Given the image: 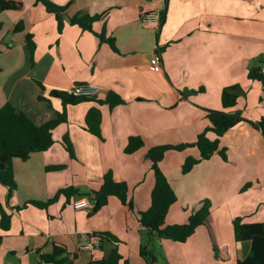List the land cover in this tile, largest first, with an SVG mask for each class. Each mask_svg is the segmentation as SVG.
I'll use <instances>...</instances> for the list:
<instances>
[{
	"label": "crops",
	"instance_id": "obj_1",
	"mask_svg": "<svg viewBox=\"0 0 264 264\" xmlns=\"http://www.w3.org/2000/svg\"><path fill=\"white\" fill-rule=\"evenodd\" d=\"M15 1L21 9L0 11V107L8 102L40 124L63 110L51 90L76 83L97 84L100 90L93 99L65 105L66 121L52 131L50 148L12 159L16 188L9 192L0 183V264H40L56 246L65 250L64 264H87L113 247L122 256L119 264H148L139 254L141 245L158 249L164 264H236L246 257L250 242L235 240L233 219L264 221V186H259L264 135L249 123L222 138L226 160L214 153L182 173L184 159L198 158V149L165 152L159 166L176 193L165 224L183 223L204 200L210 204L208 222L186 241L150 237L138 213L149 207L154 185L148 149L194 142L208 126L206 111L222 108L224 87H239L235 109L246 119L264 115V81L248 76L264 64V0H51L68 3L60 30L56 15L42 3ZM149 12H163V20L143 21ZM82 13L103 16L90 30L70 22ZM19 21L23 28L14 31ZM103 30L114 38L115 49L97 36ZM155 52L159 70L149 62ZM111 92L123 103H102ZM91 108L101 113L100 137L86 129ZM130 136L143 145L126 153ZM108 171L126 183L133 210L113 195L96 212L75 208L73 201L89 198L85 194L97 190ZM67 186L78 193L58 195L46 207L29 203L54 198ZM247 192L255 196L247 199ZM92 232H109L118 242L81 249L80 236Z\"/></svg>",
	"mask_w": 264,
	"mask_h": 264
},
{
	"label": "trees",
	"instance_id": "obj_2",
	"mask_svg": "<svg viewBox=\"0 0 264 264\" xmlns=\"http://www.w3.org/2000/svg\"><path fill=\"white\" fill-rule=\"evenodd\" d=\"M36 3H42L46 10L53 12L58 19L59 30L62 27L61 14L68 6V3L62 6L54 4L51 0H35ZM21 3L15 0H0V11L19 10ZM103 13L89 15L86 13L76 14L70 18V22L78 24L84 29L92 28V23L100 19ZM160 22L163 20V12H160ZM22 22L19 21L14 27V31L22 30ZM99 39L107 42L115 49V41L112 37H107L104 30L97 33ZM28 49L32 55L34 43L31 35L26 36ZM249 77L258 78L263 81L259 74V68L254 67L249 70ZM50 94L59 97L62 101L63 110L57 113L56 118L46 122L36 124L31 121L28 116L21 110H18L10 103H5L0 107V183L7 186L9 192L16 188V182L13 176L12 159L14 157L26 160L32 152L45 151L52 146L54 138L52 131L61 122L66 121L65 105L73 104L83 100L93 99L84 97H73L63 90H51ZM239 87L237 85L226 86L221 91L222 108L218 110L208 109L206 118L208 126L200 133L192 143L181 144H163L156 145L148 149L146 155L151 162V170L154 175V185L150 193V205L146 210L138 213V221L142 229L152 238L170 239L176 242H184L194 233L196 228L202 224H206L210 217V204L208 200H204L201 206L192 212L188 219L183 223L165 224V217L169 207L176 201V193L168 181L165 174L160 169V162L164 154L169 149L182 150L189 146H195L199 151V157L187 156L182 165L181 172H189L194 165L202 160L209 159L214 153H217L223 160L227 159V149L221 142L227 132L244 123H249L258 129L264 135V115L257 121L246 119L239 110L235 109ZM102 103H107L109 107H114L123 103L122 98L116 93H109ZM101 113L97 108H91L86 115V129L96 136L100 135ZM66 137L64 141L66 142ZM143 145L142 139L138 136H130L124 148L126 153L136 151ZM250 186V182L246 183L242 188L245 190ZM77 190L73 186L60 188L55 197L47 201L40 202L30 200L39 207H46L58 195L69 197L77 194ZM82 196L83 194H78ZM94 201V205L90 213L96 212L100 207L107 203L109 196H116L122 204L133 210V201L128 197V188L125 182L115 181L111 171L103 176V181L97 190L85 194ZM2 222V220H1ZM233 231L236 241L247 240L250 242V250L246 257L237 260L236 264H264V221L262 222H245L241 217L233 219ZM93 238H99V244L103 240L118 242L117 238L109 232H92ZM139 254L146 260L148 264H153L156 260L155 254L146 245H141ZM122 259L116 247H113L107 256L100 259H92L87 264H119ZM42 260L51 264H64L69 259L65 255L64 248L54 247L52 252L42 256ZM124 264H128L127 261Z\"/></svg>",
	"mask_w": 264,
	"mask_h": 264
},
{
	"label": "built area",
	"instance_id": "obj_3",
	"mask_svg": "<svg viewBox=\"0 0 264 264\" xmlns=\"http://www.w3.org/2000/svg\"><path fill=\"white\" fill-rule=\"evenodd\" d=\"M160 18V13L156 12H149L145 13L142 17L143 21H150V20H158ZM150 66L154 70H159L161 68V57L158 52H155L150 58ZM259 74L264 81V64L259 67ZM100 87L97 84L92 83H76L70 86L66 91V93L73 97H84V98H91L95 97L99 92ZM73 205L75 208H84L90 212L93 208L94 201H92L88 197H79L73 201ZM99 245V238H93L91 233H85L80 236L79 247L81 249H92ZM40 264H45L42 261Z\"/></svg>",
	"mask_w": 264,
	"mask_h": 264
},
{
	"label": "rangeland",
	"instance_id": "obj_4",
	"mask_svg": "<svg viewBox=\"0 0 264 264\" xmlns=\"http://www.w3.org/2000/svg\"><path fill=\"white\" fill-rule=\"evenodd\" d=\"M241 144V142H239V144L238 143H236V147L237 148H239V145ZM260 157H262L261 155H260ZM260 179V185L259 184H257V185H259L260 186V188H263V186H264V178H262V177H260L259 178ZM246 197L245 198H247V199H251L252 197H254L255 195L253 194V193H251V192H247L246 193V195H245ZM262 206V205H261ZM260 210H258L255 214H254V216L255 217H257L256 219H258L259 217H260ZM253 217V214L251 215V217L250 218H252ZM249 218V219H250ZM252 219H255V218H252ZM154 254H155V256H156V260L154 261V263L153 264H164L165 262V257H164V255H162L161 254V252L158 250V249H156V252H154ZM164 257V258H163Z\"/></svg>",
	"mask_w": 264,
	"mask_h": 264
}]
</instances>
